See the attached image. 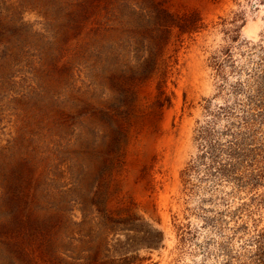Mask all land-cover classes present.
I'll return each mask as SVG.
<instances>
[{
    "label": "rangeland",
    "instance_id": "obj_1",
    "mask_svg": "<svg viewBox=\"0 0 264 264\" xmlns=\"http://www.w3.org/2000/svg\"><path fill=\"white\" fill-rule=\"evenodd\" d=\"M0 264H264V0H0Z\"/></svg>",
    "mask_w": 264,
    "mask_h": 264
},
{
    "label": "bare ground",
    "instance_id": "obj_2",
    "mask_svg": "<svg viewBox=\"0 0 264 264\" xmlns=\"http://www.w3.org/2000/svg\"><path fill=\"white\" fill-rule=\"evenodd\" d=\"M179 104V103H178ZM180 105V104H179ZM167 113V121H166V126H170V122H171V119H170V114L169 112H166ZM172 113V112H171ZM173 115V114H172ZM166 120V119H165ZM172 125V124H171ZM172 128V127H171Z\"/></svg>",
    "mask_w": 264,
    "mask_h": 264
}]
</instances>
